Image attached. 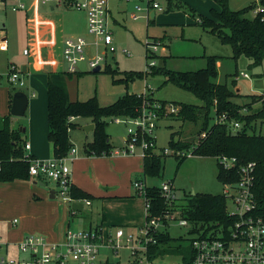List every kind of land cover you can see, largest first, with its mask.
Instances as JSON below:
<instances>
[{"label":"rangeland","instance_id":"obj_1","mask_svg":"<svg viewBox=\"0 0 264 264\" xmlns=\"http://www.w3.org/2000/svg\"><path fill=\"white\" fill-rule=\"evenodd\" d=\"M159 2L163 10H157L154 21L148 23L145 15L132 18L130 14L133 10L132 5L111 0V8L116 18L110 23L113 36L112 45L115 50L107 51L105 61L102 62V67L98 71H94V68L89 66L88 59L77 63L76 72L74 71L73 75L66 79L70 98L72 100H87L96 96L101 105H108L126 92H130L152 94L158 100L204 105V100L194 92L183 89L170 81L166 83L165 77L161 74L137 76L128 82H114L113 79H124L125 71L145 73L158 67L175 71H194L206 67L207 57L214 55L216 56L215 68L218 72L215 81L227 84L237 93L232 100L240 105L243 112L260 107V102H254L255 98L251 97L253 94L264 93V61L258 67H249L252 60L246 56L235 60L232 57L233 51L229 44L223 43L219 37L197 23L201 16L210 17L211 9H220L221 6L218 2L216 0H172L171 6L167 0H159ZM254 3H259V0H228L231 9H242ZM119 7L121 10L128 9V12H119ZM62 9L66 8L62 7ZM256 10L250 11L247 16H254ZM64 11L62 15L65 24L66 22L72 23L78 31L87 28L84 13L75 9ZM3 22L7 23L9 29L12 53L10 68L16 67L17 70H20L21 65L28 61L27 56L22 53L25 44L21 23L22 13L8 10L7 14H4V11L0 10V25ZM100 51H104V47H100ZM58 52L60 65L64 64L60 53L61 49ZM95 53L96 51L92 49L91 55L93 56ZM108 65L117 70L114 76L106 71ZM245 72L249 74V77L242 75ZM33 75L36 80L32 79ZM45 79L46 73L35 72L32 69L30 75L25 76L26 83L19 88L29 95L30 102L22 116H14L9 112L6 96L7 93H15V90L8 85L6 76L2 77L0 85V116L9 115L14 128L21 130V127H25L24 137L29 136L32 130L41 133L43 141L40 146L42 149L46 142L45 138L47 140L45 133L47 97ZM7 89H9L8 92ZM32 92L35 93L32 94ZM247 95H251V97ZM154 104L156 102L152 103V105ZM115 118L108 119L109 123L106 126L114 146L113 152L108 155H89L97 157L93 162L84 159L86 154L83 150V143L90 142L94 138L92 133L82 134L80 132V126L84 119L79 118L76 121L78 125L71 130V139L81 154L72 162L74 177H77L79 183L85 185L86 189L96 196L103 190L101 187L104 189L114 188L116 196L109 199L98 197L90 199L92 206H85V212L76 216L78 226L72 223L70 228L84 227L83 216L88 217L92 210L93 216L96 217L94 221L101 219L99 213H104L110 223L128 225L132 228L128 230L135 232L139 226L146 223L145 196L140 194L134 186L138 180L144 181L146 186H161L165 182H173L179 201H183L187 195L195 192L216 194L224 192V185L217 178L218 160L216 157L188 156L180 164L178 153L169 146L173 132L176 133V140H198V130L202 124L201 116L197 122H191L168 114L161 115L155 129V147H157L156 151L162 155L164 166L160 177L144 174L142 169L143 148L140 144L137 145L134 154L121 151L126 143L130 124L117 122ZM215 118L212 115L211 123L215 121ZM242 124L244 121L240 122L239 128L242 127ZM249 132L264 134V123L257 121L256 126ZM37 142L39 143V140ZM165 148H168L170 152L164 153ZM186 152L189 155L191 150ZM110 159H114L115 164L109 168ZM76 171L86 173L87 176L82 177ZM44 180L47 184L43 185L45 188H56V183L53 180L49 178H44ZM7 196L6 200L9 201L14 195L8 192ZM229 205L232 208L231 204ZM61 206L65 211L67 210L66 203L59 196L50 197L38 205L35 211L29 207L27 202L22 204V207L13 204L7 205L8 214L5 216V220L0 221V232L4 241L5 239L9 240L6 237L8 232L21 228L23 221L30 227L26 232L27 235L45 236L49 240L55 238L53 222L58 216ZM21 210L29 216L24 218ZM14 217L20 220L16 226H12L10 223V219ZM159 231L162 234L168 233L171 240L162 245L157 254V261L161 264H188L187 260L193 254L192 239L195 236L193 225L181 226L177 219H172L165 226L161 224ZM17 252L16 246H9V256L15 255ZM23 254V256H28L26 253Z\"/></svg>","mask_w":264,"mask_h":264},{"label":"trees","instance_id":"obj_2","mask_svg":"<svg viewBox=\"0 0 264 264\" xmlns=\"http://www.w3.org/2000/svg\"><path fill=\"white\" fill-rule=\"evenodd\" d=\"M169 6L172 0H167ZM220 9H211V16H201L197 21L205 30L215 34L220 40L232 47V57L237 60L246 56L252 60L249 67H258L264 61V10L247 16L258 6L264 7V0L251 4L242 9H231L228 0H216ZM150 19L148 23L153 22ZM207 66L194 71H175L158 67L150 72L125 71L124 79H113L114 82H128L137 76L161 74L165 81L173 82L183 89L194 92L204 100V105H193L185 102L158 100L150 94L126 92L113 103L101 105L96 96L87 100H72L66 85L71 71L50 72L47 77V117L48 138L53 144L54 157L66 156L73 147L70 138L71 130L78 125L72 117L89 118L94 123V138L83 144L86 155H108L114 146L106 130L108 119L115 117H136L143 108L157 104L156 110L160 115H171L183 121L197 122L202 117L201 128L198 130V140H176V133L171 134L169 146L176 152L180 164L188 157L191 150L193 155L213 156L218 160L217 178L222 182H235L239 178V167L247 162H255L254 193L258 202V212L264 216V134L250 133L257 121L264 123V93L247 95L260 102V107L243 112L240 105L232 100L237 95L227 84L218 83L215 66L216 56L207 57ZM106 71L112 76L117 72L109 65ZM81 73V72H79ZM144 73V74H143ZM14 89V88H13ZM14 93H10V106ZM174 105L177 110L169 111ZM249 105V104H248ZM227 114V121L221 122L220 116ZM11 114V113H10ZM212 115L215 121L211 123ZM236 119L244 121L242 127L232 132L230 122ZM0 181L30 179V156L27 154L24 131L13 128L9 115L0 117ZM205 133V137H202ZM165 150V149H164ZM236 157L234 166L226 168L219 163L220 156ZM163 158L153 148L143 155V172L145 175L160 177L163 170ZM171 184L173 182L169 181ZM174 186V185H173ZM71 195L75 199H93L94 196L72 183ZM146 196L150 200V214L163 218L169 210L165 197L162 196L161 186H147ZM179 210V214L189 220L193 231L215 230L231 222L227 212V198L222 193L195 192L187 195L171 209ZM147 218V217H146ZM159 233V232H158ZM159 243L154 246L158 254L162 245L167 244L171 237L159 233ZM193 254L188 258L190 262Z\"/></svg>","mask_w":264,"mask_h":264},{"label":"built area","instance_id":"obj_3","mask_svg":"<svg viewBox=\"0 0 264 264\" xmlns=\"http://www.w3.org/2000/svg\"><path fill=\"white\" fill-rule=\"evenodd\" d=\"M10 8L13 10L25 9V0H12ZM42 3L51 0H39ZM130 4L133 10L130 12L132 18L145 15L150 19L152 11L163 10L159 0H117ZM7 0H0V6L6 7ZM69 6L85 11L88 20V33L93 41L86 37H68L65 40L64 56L70 63V71H76L78 62L88 59L90 67H101L105 61L108 50L114 51L112 45L113 36L110 30L111 23V0H72ZM262 5L258 6L256 12L263 11ZM3 29L0 26V30ZM90 47L96 49L93 56H88ZM104 47V51H100ZM29 53V48L24 49ZM249 77L248 73H242ZM7 81L12 85L24 86L25 76L21 71L12 68L6 74ZM34 94V93H33ZM157 104L152 107H144L136 117L119 116L117 122L130 124L126 143L122 152L134 154L137 145L145 151L155 147V129L161 118L157 112ZM174 105L169 106V111H176ZM75 118L72 117L71 120ZM221 122L227 121V114L220 116ZM1 124V120H0ZM239 121L232 120L230 127L232 132L239 130ZM205 137V133L202 135ZM26 150L30 144L26 142ZM170 150L165 148L164 153ZM77 148L73 146L68 154L62 158L40 159L30 156L29 174L30 178H49L56 183L55 195L69 204L72 215L80 212L72 207L75 201L90 204L89 199H75L71 195V169L66 163L67 159H73ZM178 154H184L177 151ZM188 155V154H187ZM189 153L188 156H191ZM237 162L236 157L220 156L219 163L230 168ZM1 166V162H0ZM224 196L227 198V212L231 222L215 230L193 231L192 239L193 257L188 264H264V216L257 210L258 202L254 193L255 186V162L250 161L239 167V178L235 182H224ZM140 194L145 196L146 223L141 225L135 232H131L125 226L106 227L102 224L72 229L69 226L63 234V238L49 241L45 236L27 235L17 242L19 250L28 254L25 257L9 256L1 253L8 246L0 232V264H161L157 261V253L154 246L159 243V226H164L169 220L177 219L181 226L190 224L189 220L179 214V210L170 211L178 202L179 196L175 192L173 184L165 182L161 185L162 196L165 197L169 210L163 218L150 214L151 203L146 196L147 186L144 181L138 180L134 183ZM231 204L232 208H230ZM19 222L13 218L11 224ZM159 232V233H158Z\"/></svg>","mask_w":264,"mask_h":264},{"label":"crops","instance_id":"obj_4","mask_svg":"<svg viewBox=\"0 0 264 264\" xmlns=\"http://www.w3.org/2000/svg\"><path fill=\"white\" fill-rule=\"evenodd\" d=\"M7 6L6 7H1L0 10L4 11V14H7L8 10L12 11H19L22 13V28H23V35L25 39V44L22 49V53L27 56L28 61L23 63L21 65V69L17 70L16 67H13L14 70L16 71H21L23 76H28L30 75L31 69L33 71L37 72H44L46 73V79H45V87H46V96H47V77L50 72H56V71H70V63L66 60L64 56V47H65V40L68 37L76 38L79 36L86 37L88 40L93 41V37L89 35L88 33V20H87V14L85 11L82 10H77L79 12L84 13L86 19V26L87 28L84 30H76L74 25L70 22H65L63 21L64 16L62 15L64 10L68 11L70 9L74 10V8L70 7L68 2L72 0H51V2L48 3H42L39 0H25L26 2V8L25 9H19V10H13L10 8L12 0H7ZM117 1V0H116ZM130 6V4H127ZM62 7H65L66 9H62ZM132 7V6H131ZM59 9L60 11H58ZM119 12L121 13H127L128 9H120L119 7ZM155 16H156V11H155ZM154 16V18H155ZM111 18L112 20H116L114 17L112 8H111ZM151 17L150 13V19H154ZM149 19V20H150ZM147 20V22H149ZM1 29L0 30V74H6L9 71L12 70L10 68V59L12 56L11 53V43L9 41V29L7 26L6 22L1 23ZM86 34H85V33ZM84 33V34H83ZM29 48V53L25 54L24 49ZM61 49V54L63 57V63L60 65L59 62V52L58 50ZM92 49L96 51L94 47H90L88 50V56H92ZM90 66V64H89ZM102 67V65H101ZM100 67V69H101ZM76 70H77V65H76ZM72 72V71H71ZM74 72V71H73ZM76 72V71H75ZM33 74V73H32ZM33 80H36L34 78V75L32 76ZM8 85L14 88L13 90L18 91L22 90L18 86L12 85L10 82H8ZM2 84V83H1ZM0 84V85H1ZM239 90V89H238ZM9 89H7V92ZM35 92H32V94ZM6 95V93H5ZM29 96V95H28ZM153 97V95L151 94ZM7 105L8 108L11 109L10 106V93H7ZM30 102V100H29ZM12 105V104H11ZM9 109V112H10ZM26 112V111H25ZM6 115V114H4ZM1 115V116H4ZM12 115V114H11ZM0 116V117H1ZM80 117H76L74 120L77 121ZM83 123L80 126V132L82 134H93V130L90 132H86L82 127L86 124L93 123L91 119L89 118H83ZM14 128V126H12ZM21 130L25 131V127H21ZM45 133L47 134V140L45 138L44 142V149L40 146V143L42 140V135L41 133L36 132L35 130H32L29 136H25L26 142L30 144V148L27 149V153L31 155L33 158H40V159H51L54 157V151H53V144L48 138V117H47V97H46V124H45ZM71 133V132H70ZM45 134V137H46ZM28 137H30V140H28ZM71 138V134H70ZM39 140V143L37 142ZM73 146L77 148V153L74 155L73 159H67L66 163L70 166L71 169V178H72V183L82 190L90 193L94 197L98 198H103V199H109L114 196H116V193H114V188H102V191L98 192L97 196L93 193L90 192L89 190L86 189L85 185L83 186L81 183H79L77 177H74V165H72V162L80 157V153L78 151V147L76 144L73 142L71 139ZM111 141V138H110ZM85 142V141H84ZM84 144V143H83ZM195 156V155H191ZM103 158V157H99ZM84 159L90 162H93L97 159L95 156H89L86 155L84 156ZM109 168L112 167L115 164L114 159H110L109 162ZM142 169H143V160H142ZM80 176L85 177L87 176L86 173H81L80 171L77 172ZM45 180L42 179H36V178H30V179H16L14 181H7V182H1L0 181V221L5 220V216L8 214V209L6 208L7 205L13 204V205H19L22 207V204L27 202L29 207L35 211V209L40 205L41 203H44V201L50 199L51 194L53 193L52 190H54V187H48L45 188L43 185H45ZM47 185V184H46ZM8 192L13 194L14 196L11 197L9 201L6 200L8 197L7 194ZM25 192V193H23ZM55 194V191H54ZM17 197V199H16ZM14 198V199H12ZM24 198V199H23ZM52 198V197H51ZM56 198V195L55 197ZM90 200V199H89ZM91 201V200H90ZM67 205V210L65 211L64 207L61 206L60 210L58 211V216L56 217L55 221L53 222V228L55 230L56 237L51 238L49 241H55L63 238V234L66 231V229L72 225V223L76 224L78 226V219L76 216L78 214H81L85 210V206H92V201L91 203L84 204L83 209L79 210L75 215H72L70 212V206L67 202L63 201ZM48 205V204H47ZM24 218H27L29 215L26 212H23L22 210L20 211ZM85 212V211H84ZM99 217L101 219H98V221H94L96 218L93 216V211L91 210L89 212V216L84 218V228L88 227H93L99 224H102L103 226H124V225H116L114 223H110L107 220V217L104 215V213H99ZM17 218V217H14ZM19 219V218H18ZM12 219H10L11 222ZM96 220V219H95ZM20 222V220H19ZM19 222L15 225L16 226L19 224ZM127 229H132L130 226H125ZM140 227V226H139ZM138 227V228H139ZM28 227L26 225V222H22L21 228H18L17 230H11L8 232V235L6 236L9 240H6V242L10 243L4 249L3 253L8 254L9 252V246L14 245L17 248V254L12 255L14 257H25L23 256L24 254L19 250V247L17 245V242H20L25 236H27V230ZM81 228V227H78ZM83 228V227H82ZM60 238H59V237ZM58 238V239H57ZM23 254V255H22Z\"/></svg>","mask_w":264,"mask_h":264},{"label":"water","instance_id":"obj_5","mask_svg":"<svg viewBox=\"0 0 264 264\" xmlns=\"http://www.w3.org/2000/svg\"><path fill=\"white\" fill-rule=\"evenodd\" d=\"M155 16V11L151 12V17L154 18ZM100 70V66H97L96 68H94V71H98ZM28 103H29V96L28 94L23 91V90H18L13 94L12 97V105H11V109H10V113L14 116H22L25 114V111L28 107ZM94 123H89L84 125L82 128L88 133L91 130H94ZM53 193L51 194V197H55L54 191L52 190ZM72 207L78 210H82L83 209V203L79 202V201H75L72 203Z\"/></svg>","mask_w":264,"mask_h":264}]
</instances>
